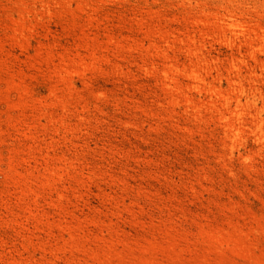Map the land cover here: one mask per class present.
I'll return each instance as SVG.
<instances>
[{"label":"rangeland","instance_id":"374dc122","mask_svg":"<svg viewBox=\"0 0 264 264\" xmlns=\"http://www.w3.org/2000/svg\"><path fill=\"white\" fill-rule=\"evenodd\" d=\"M0 264H264V0H0Z\"/></svg>","mask_w":264,"mask_h":264},{"label":"bare ground","instance_id":"6f19581e","mask_svg":"<svg viewBox=\"0 0 264 264\" xmlns=\"http://www.w3.org/2000/svg\"><path fill=\"white\" fill-rule=\"evenodd\" d=\"M231 25L235 24L234 22L230 23Z\"/></svg>","mask_w":264,"mask_h":264}]
</instances>
